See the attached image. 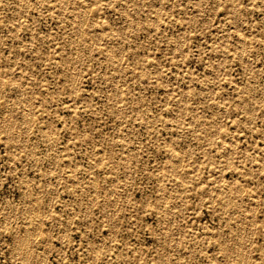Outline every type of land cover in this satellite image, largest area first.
Returning <instances> with one entry per match:
<instances>
[{
	"label": "rangeland",
	"instance_id": "1",
	"mask_svg": "<svg viewBox=\"0 0 264 264\" xmlns=\"http://www.w3.org/2000/svg\"><path fill=\"white\" fill-rule=\"evenodd\" d=\"M263 167L264 0H0V264H264Z\"/></svg>",
	"mask_w": 264,
	"mask_h": 264
},
{
	"label": "bare ground",
	"instance_id": "2",
	"mask_svg": "<svg viewBox=\"0 0 264 264\" xmlns=\"http://www.w3.org/2000/svg\"><path fill=\"white\" fill-rule=\"evenodd\" d=\"M234 1H235V0H234ZM134 2H135V1H134ZM231 2H232V1H231ZM231 6L233 7V5H231ZM236 6H237V5H236ZM229 9H230V8H229ZM123 11H124V10H123ZM234 11H236V10H234ZM232 12H233V11H232ZM83 13H84V12H83ZM85 14H86V13H85ZM85 14H83V15L86 16ZM79 15H80V14H79ZM88 15H89V14H88ZM86 18H87V16H86ZM128 18H129V17H128ZM124 19H125V18H124ZM238 19H239V18H238ZM83 21H84V20H83ZM131 21H132V20H131ZM131 21H130V23H131ZM104 22H105V21H104ZM88 24H89V23H88ZM136 24H137V23H136ZM130 25H131V24H130ZM84 27H85V26H84ZM137 27H138V25H137ZM89 28H90V27H88V29H89ZM80 29H81V28H80ZM101 30H103V29H101ZM82 31H83V30H82ZM82 31H81V32H82ZM125 35H126V33H125ZM81 36H83V34H82ZM115 36H116V35H115ZM242 37H243V36H242ZM242 37H240V38H242ZM75 38H76V37H75ZM244 38H245V37H243V39H244ZM125 39H126V38H125ZM245 39H247V38H245ZM77 40H78V39H77ZM75 43H76V42H75ZM240 45H244V44H240ZM87 46H88V45H87ZM80 54H81V53H80ZM78 58H79V57H78ZM113 58H114V57H113ZM113 58H112V60H113ZM82 59H83V58H82ZM79 60H80V59H79ZM79 62H80V61H79ZM115 62H116V61H115ZM141 66H142V65H141ZM70 74H71V73H70ZM18 86H19V85H18ZM22 90H23V89H22ZM26 95H27V94H26ZM19 97H20V96H19ZM115 98H116V97H115ZM25 99H26V98H25ZM26 100H28V99H26ZM11 101H12V100H11ZM10 104H11V103H10ZM112 105H113V104H112ZM6 106H7V105H6ZM117 106H118V105H117ZM120 111H121V110H120ZM24 117H25V115H24ZM25 118H26V117H25ZM25 118H24V119H25ZM22 119H23V118H22ZM26 119H27V118H26ZM14 120H15V119H14ZM29 121H30V120H29ZM9 122H10V121H9ZM12 122H13V121H12ZM7 123H8V122H7ZM8 124H10V123H8ZM6 125H7V124H6ZM10 125H11V124H10ZM21 125H22V124H21ZM7 127H8V126H7ZM9 129H10V127H9ZM28 129H29V128H28ZM7 131H8V130H7ZM7 131H6V132H7ZM26 131H27V130H26ZM216 131H217V129H216ZM25 133H26V132H25ZM217 133H218V132H217ZM215 135H216V134H215ZM19 136H20V135H19ZM43 138H44V137H43ZM201 138H202V137H201ZM208 138H209V137H208ZM26 139H27V138H26ZM206 139H207V138H206ZM23 143H24V142H23ZM235 151H236V150H235ZM171 154H172V153H171ZM228 154H229V152H228ZM178 155H179V154H178ZM230 155H231V154H230ZM172 156H173V155H172ZM172 156H171V158H172ZM230 157H231V156H230ZM248 157H249V156H248ZM250 157H251V156H250ZM174 158H175V157H174ZM174 158H172L173 161H174ZM178 160H179V159H178ZM181 161H182V160H181ZM174 162H175V161H174ZM174 162H173V164H174ZM179 162H180V161H179ZM176 163H177V161H176ZM181 163H182V162H181ZM173 164H171V165H173ZM174 165H175V164H174ZM177 165H178V163H177ZM180 165H181V164H180ZM200 165H201V164H200ZM261 165H263V163H262ZM177 167H179V166H177ZM171 168H172V167H171ZM175 168H176V167H175ZM190 168H191V167H190ZM263 169H264V167H263ZM263 169H262V170H263ZM172 170H173V169H172ZM170 171H171V170H170ZM237 171H238V170H237ZM49 172H50V171H49ZM94 177H95V176H94ZM92 178H93V177H92ZM95 178H96V177H95ZM95 178H93V179H95ZM94 181H95V180H94ZM97 182H98V181H95V184H97ZM237 183H238V182H237ZM239 183H240V182H239ZM93 184H94V183H93ZM188 185H189V184H188ZM204 185H205V184H204ZM108 186H109V185H108ZM239 186H240V184H239ZM239 186H238V187H239ZM241 187H242V186H241ZM243 187H244V186H243ZM93 188H94V187H93ZM95 188L97 189L96 185H95ZM159 188H160V187H159ZM241 189H242V188H241ZM241 189H240V190H241ZM243 189H244V188H243ZM211 190H212V189H211ZM211 190H210V191H211ZM113 192H114V191H113ZM34 194H35V193H34ZM166 194H167V193H166ZM240 194H241V193H240ZM38 195H39V194H38ZM167 196H169V194H168ZM28 197H29V196H28ZM169 197H170V196H169ZM30 200H31V199H30ZM34 202H35V201H34ZM36 202H38V201H36ZM36 202H35V203H36ZM37 206H38V205H37ZM163 207H164V205H163ZM37 208L39 209V206H38ZM33 209H34V208H33ZM87 209H88V208H87ZM164 209H166V207H165ZM249 209H250V208H249ZM35 211H37V210H35ZM38 211H39V210H38ZM33 213H35V212L33 211ZM88 213H89V212H88ZM109 214H110V213H109ZM240 214H241V212H240ZM40 215H41V214H40ZM111 215H112V214H111ZM230 218H231V217H230ZM249 218H250V217H249ZM112 219H113V218H112ZM33 220H34V218H33ZM230 220H231V219H230ZM238 221H239V220H238ZM249 221H250V220H249ZM36 223H38V221H37ZM250 223H251V222H250ZM31 224H32V223H31ZM31 224H30V225H31ZM36 225H37V224H36ZM34 226H35V224H34ZM16 227H17V226H16ZM22 227H23V226H22ZM31 227H33V226H31ZM37 227H38V226H37ZM19 228H20V227H19ZM28 228H29V226H28ZM34 228H36V227H34ZM38 229H39V228H38ZM166 229H167V228H166ZM250 229H251V228H250ZM27 230H29V229H26V231H27ZM30 231H31V230H30ZM35 231H36V229H35ZM35 231H34V233L37 232V231H36V232H35ZM38 232H39V231H38ZM241 232H242V231H241ZM161 233H162V232H161ZM29 234H30V233H29ZM31 234H32V233H31ZM31 234H30V235H31ZM36 234H37V233H36ZM38 234H39V233H38ZM38 234H37V235H38ZM156 234H157V233H156ZM241 235H242V233H241ZM28 236H29V235H28ZM34 236H35V235H34ZM19 237H20V236H19ZM24 237H25V236H24ZM28 238H29V237H28ZM244 238H245V237H244ZM18 240L20 241L21 239L19 238ZM23 240L26 241L25 238H24ZM27 240H28V239H27ZM29 240H30V238H29ZM29 240H28V241H29ZM247 240H248V239H247ZM25 241H24V242H25ZM28 241H26V242H28ZM242 241H243V240H242ZM244 241H246V240H244ZM21 242H23V241H21ZM160 242H161V241H160ZM17 243H18V242H17ZM19 243H20V242H19ZM19 243H18V244H19ZM22 245H23V243L21 244V247H22ZM241 246H242V245H241ZM249 247H250V246H249ZM28 249H29V248H28ZM28 249H27V250H28ZM242 249H243V248H242ZM244 249H245V248H244ZM248 249H249V248H248ZM25 250H26V249H25ZM240 252H241V251H240ZM244 252H245V251H244ZM237 253H238V252H237ZM25 254H26V253H25ZM28 254H29V252H28ZM28 254H27V255H28ZM242 254H243V251L241 252V255H242ZM97 258H99V257H97ZM26 260H27V259H26ZM97 260H98V259H97ZM238 260H239V259H238ZM241 260H242V259H241ZM241 260H240V261H241ZM244 261H245V259H244ZM98 262H99V261H98ZM216 262H217V261H216ZM241 262H242V261H241ZM241 262H239V263H241ZM97 264H98V263H97ZM215 264H217V263H215ZM218 264H219V263H218ZM229 264H230V263H229Z\"/></svg>",
	"mask_w": 264,
	"mask_h": 264
}]
</instances>
